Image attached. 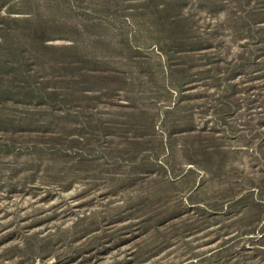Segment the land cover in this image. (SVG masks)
Wrapping results in <instances>:
<instances>
[{
	"label": "rangeland",
	"instance_id": "1",
	"mask_svg": "<svg viewBox=\"0 0 264 264\" xmlns=\"http://www.w3.org/2000/svg\"><path fill=\"white\" fill-rule=\"evenodd\" d=\"M0 264H264V0H0Z\"/></svg>",
	"mask_w": 264,
	"mask_h": 264
}]
</instances>
